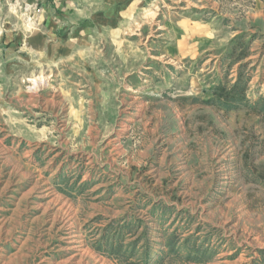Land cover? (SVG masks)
Instances as JSON below:
<instances>
[{
  "label": "rangeland",
  "instance_id": "rangeland-1",
  "mask_svg": "<svg viewBox=\"0 0 264 264\" xmlns=\"http://www.w3.org/2000/svg\"><path fill=\"white\" fill-rule=\"evenodd\" d=\"M263 98L264 0H0V264H264Z\"/></svg>",
  "mask_w": 264,
  "mask_h": 264
},
{
  "label": "trees",
  "instance_id": "trees-1",
  "mask_svg": "<svg viewBox=\"0 0 264 264\" xmlns=\"http://www.w3.org/2000/svg\"><path fill=\"white\" fill-rule=\"evenodd\" d=\"M247 55V51H243L240 55H238L237 60L246 58ZM245 81H242L241 74L239 73L237 80L230 86L226 84H218L212 88V91L209 93V97L205 100V102L220 103L223 106H236L237 103L246 100L245 94L247 89ZM258 104H260V109L264 110V98L261 101H258ZM261 105L263 106L261 107Z\"/></svg>",
  "mask_w": 264,
  "mask_h": 264
},
{
  "label": "crops",
  "instance_id": "crops-1",
  "mask_svg": "<svg viewBox=\"0 0 264 264\" xmlns=\"http://www.w3.org/2000/svg\"><path fill=\"white\" fill-rule=\"evenodd\" d=\"M182 43V41L180 40V39H178L177 40V44L179 45V44H181ZM151 57H153V56H151ZM133 91L135 92L136 90L135 89H133ZM246 96L248 97V92L246 93ZM204 105H206V106H214L216 103H213V104H211V103H203ZM246 105L244 104V103H237V107L238 108H244Z\"/></svg>",
  "mask_w": 264,
  "mask_h": 264
},
{
  "label": "bare ground",
  "instance_id": "bare-ground-1",
  "mask_svg": "<svg viewBox=\"0 0 264 264\" xmlns=\"http://www.w3.org/2000/svg\"><path fill=\"white\" fill-rule=\"evenodd\" d=\"M32 83L34 84V87L39 84V81L33 80Z\"/></svg>",
  "mask_w": 264,
  "mask_h": 264
}]
</instances>
